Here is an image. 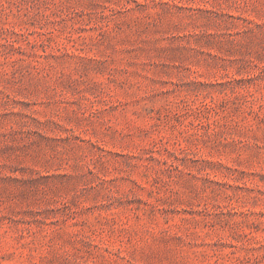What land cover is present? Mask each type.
Instances as JSON below:
<instances>
[{
	"label": "rangeland",
	"instance_id": "obj_1",
	"mask_svg": "<svg viewBox=\"0 0 264 264\" xmlns=\"http://www.w3.org/2000/svg\"><path fill=\"white\" fill-rule=\"evenodd\" d=\"M0 264H264V0H0Z\"/></svg>",
	"mask_w": 264,
	"mask_h": 264
}]
</instances>
